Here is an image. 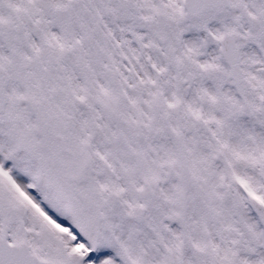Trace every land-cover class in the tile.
<instances>
[{
    "label": "snow or ice",
    "instance_id": "snow-or-ice-1",
    "mask_svg": "<svg viewBox=\"0 0 264 264\" xmlns=\"http://www.w3.org/2000/svg\"><path fill=\"white\" fill-rule=\"evenodd\" d=\"M0 264H264V0H0Z\"/></svg>",
    "mask_w": 264,
    "mask_h": 264
}]
</instances>
